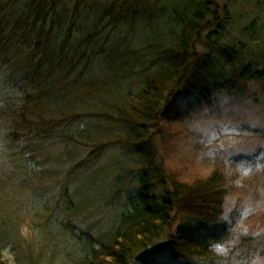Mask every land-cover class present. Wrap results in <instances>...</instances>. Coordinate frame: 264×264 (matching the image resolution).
<instances>
[{
    "label": "rangeland",
    "instance_id": "1",
    "mask_svg": "<svg viewBox=\"0 0 264 264\" xmlns=\"http://www.w3.org/2000/svg\"><path fill=\"white\" fill-rule=\"evenodd\" d=\"M111 1L98 0V5ZM213 1L223 20L226 9L229 13L218 37L233 62L227 64L212 53L217 82L210 105L184 85L166 108L161 107V119L131 126L90 118L118 117L108 107L115 102L116 88H107L96 93L97 99L75 102L71 109L49 116L60 120L80 114L83 119L75 125L73 140L49 144L29 139L24 144V139L6 150L5 137H0V264H87L89 250L111 242L143 191L159 202L172 190V178L193 184L217 170L227 178L229 192L225 216L218 222L228 237L215 247L221 264H264V10L257 0ZM16 2L0 0V39L12 37L13 30L19 40L25 36L16 26L21 14ZM75 2L65 3L72 15ZM160 2L165 9V17L157 19L161 24H169V13L187 4ZM202 2L203 7L211 4ZM148 34L146 29L140 38L146 55L142 39ZM79 45L78 37L72 40V48ZM200 52L209 50L201 46ZM5 73L0 70V95L13 90L9 83L1 91L9 82ZM18 82L26 89L21 79ZM36 91L27 93L33 96ZM140 93L138 87L132 91L133 96ZM96 147L105 149L102 156L81 166ZM16 153L20 160L13 158ZM20 162L28 165L29 174L17 169ZM191 222L178 218L162 230L156 243L164 251L156 256L159 264H192L176 261L165 251L170 235L179 227L195 226Z\"/></svg>",
    "mask_w": 264,
    "mask_h": 264
},
{
    "label": "trees",
    "instance_id": "2",
    "mask_svg": "<svg viewBox=\"0 0 264 264\" xmlns=\"http://www.w3.org/2000/svg\"><path fill=\"white\" fill-rule=\"evenodd\" d=\"M62 1L28 0L16 25L24 29V38L19 40L18 31L13 30L12 37L0 39V70H6L9 81L1 91L9 83L13 89L0 95L3 149H11V145L13 149L24 139V144L30 140L49 144L73 140L81 115L60 120L49 116L55 110L71 109L75 102L97 99L96 93L107 88H116L117 93L112 94L115 102L108 107L118 117L99 116L131 126L156 116L161 119V107L166 108L184 85L190 92H199L210 105L208 89L217 82L212 53L227 64L233 62L218 37L229 13L226 9L223 20L213 0H187L183 8L169 13V24L157 21L165 17L161 0H113L105 6H99L98 0H76L73 15L66 7L67 0ZM202 1L211 4L203 7ZM257 5L264 10V0H257ZM62 27L63 34L57 37ZM146 29L149 34L142 43L147 55L140 41ZM3 31L0 27V35ZM76 37L80 45L74 49L71 42ZM201 46L209 52L196 53ZM135 87L141 89L138 96L132 95ZM31 90L37 93H27ZM104 151L96 147L81 166L99 159ZM14 155V159H21ZM17 169L29 174L26 163L20 162ZM171 180L172 190L159 202L143 191L137 204L121 219L111 242L89 250L87 264H159L156 256L162 248L156 245L157 240L162 230L178 218L192 220L195 226L174 231L165 251L176 261L221 264L215 247L228 237L226 227L218 224L225 216L229 198L227 178L217 170L193 184ZM206 224H212L213 230Z\"/></svg>",
    "mask_w": 264,
    "mask_h": 264
},
{
    "label": "bare ground",
    "instance_id": "3",
    "mask_svg": "<svg viewBox=\"0 0 264 264\" xmlns=\"http://www.w3.org/2000/svg\"><path fill=\"white\" fill-rule=\"evenodd\" d=\"M27 1L28 0H18V2H16V4L17 3H19V4H17V6L21 9V13H22V9L25 7V5H26V7H27ZM34 1H38V0H34ZM1 24V23H0ZM123 34H121V36H122ZM148 45V44H147ZM69 56V55H68ZM69 58H70V56H69ZM68 59V58H67ZM208 92H211V88H209L208 89ZM212 102V101H211ZM90 118H94V119H101L102 117H100L99 116V114H95L94 116H90Z\"/></svg>",
    "mask_w": 264,
    "mask_h": 264
}]
</instances>
